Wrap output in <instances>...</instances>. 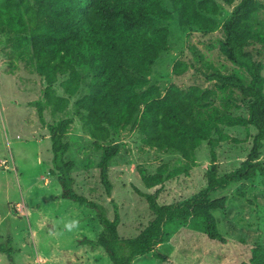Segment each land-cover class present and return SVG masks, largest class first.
Instances as JSON below:
<instances>
[{"label":"trees","instance_id":"obj_1","mask_svg":"<svg viewBox=\"0 0 264 264\" xmlns=\"http://www.w3.org/2000/svg\"><path fill=\"white\" fill-rule=\"evenodd\" d=\"M221 1L232 6L236 0ZM220 14L216 0H0V36L10 46L7 55L25 63L46 84L43 99L30 105L37 108L40 123L50 133V173L61 186V198L96 212L103 227L97 243L112 264H133L155 252L178 232L181 223L191 218L202 222L210 240L225 243L212 212L225 210L227 198L210 200L207 195L251 181L257 175L264 178V163L260 160L264 146V64L250 50L254 45L264 46V0H241L222 24L218 21ZM173 21L182 31L194 29L208 35L221 29V54L243 69L247 78L239 73L224 74L198 54L196 59L214 70L196 72L213 82L214 88L183 89L172 84L163 90L152 84L154 64L170 49L167 23ZM188 70L179 61L173 74L183 75ZM60 78H65L60 84L63 96L54 89ZM86 81L88 91L74 107L85 132L102 152L98 167L109 197L113 190L110 167L120 153L115 139L133 126L145 147L180 154L188 165L185 172L196 164L199 147L208 143L211 166L206 174L207 192L180 204H161L164 183L182 172L169 174L167 169L159 168L148 175L139 168L147 189L160 186L151 194L135 189L147 201L152 219L138 236L121 238L118 206L112 220L104 205L75 189V162L66 159L71 148L66 137L73 119L64 118L54 124L45 119L46 108L64 113ZM234 91L246 100L247 116L231 113ZM250 126L257 132L247 158L239 168L220 178L216 149L221 143H237L224 128ZM0 252L14 264L12 248L1 246ZM243 264H264V246L254 247L250 261Z\"/></svg>","mask_w":264,"mask_h":264},{"label":"rangeland","instance_id":"obj_2","mask_svg":"<svg viewBox=\"0 0 264 264\" xmlns=\"http://www.w3.org/2000/svg\"><path fill=\"white\" fill-rule=\"evenodd\" d=\"M216 1L221 7L218 21L222 24L241 0H236L232 6ZM167 26L171 33L170 49L154 64L150 77L152 84L163 90L172 84L183 89L191 86L214 88L213 82L196 72L197 69L204 72L214 70L198 61L195 57L198 54L204 57V62L224 74L239 73L247 78L243 69L221 54L220 42L224 38L221 29L206 35L194 29L182 31L176 21L167 23ZM250 50L264 64V46L254 45ZM7 53H10V46L6 38L0 36V247L14 250V264H112L97 243L103 227L96 212L61 198V186L50 173L53 169L52 143L44 140L41 129L45 127L39 121L37 108L29 104L43 99L46 84L25 63ZM179 61L189 70L178 76L173 74V67ZM64 79L60 78L54 85L60 96H63L60 84ZM87 91L88 81L70 99V106L64 113L46 108L45 119L50 124L64 118L73 119L66 137L71 145L66 159L75 162V189L104 205L112 220L115 205L118 206L121 238L138 236L152 219L147 201L135 189L151 194L160 186L147 189L139 168L146 170L148 175L155 174L159 168L167 169L169 174L182 172L164 183L159 197L161 204H180L207 192L206 174L211 166L208 143L199 147L196 164L185 172L188 165L180 154L145 147L142 136L133 126L115 139L120 153L111 163L113 190L109 197L101 183L98 167L102 152L97 151L94 141L85 132L74 107ZM232 104L233 115H248L247 102L237 91L232 95ZM224 131L237 143H221L216 149L220 178L240 167L257 132L252 126L224 128ZM260 160L264 163V146ZM207 196L210 200L227 198L225 210L212 212L225 243L210 240L204 233L202 222L191 218L181 223L178 232L159 245L155 252L136 259L133 264L248 263L252 249L264 246V178L257 175L251 181L231 184ZM18 205L22 206V212ZM0 264H11L2 252Z\"/></svg>","mask_w":264,"mask_h":264},{"label":"crops","instance_id":"obj_3","mask_svg":"<svg viewBox=\"0 0 264 264\" xmlns=\"http://www.w3.org/2000/svg\"><path fill=\"white\" fill-rule=\"evenodd\" d=\"M29 104H30V103H29ZM45 131H47V132L45 133ZM41 132H42V134H43L44 140H46V139H48L49 141L51 140V139H50V133H49L48 129L42 128V129H41ZM44 140H43V141H44ZM18 207H19L18 210L22 212V208H20V207H22V206H21V205H18Z\"/></svg>","mask_w":264,"mask_h":264},{"label":"clouds","instance_id":"obj_4","mask_svg":"<svg viewBox=\"0 0 264 264\" xmlns=\"http://www.w3.org/2000/svg\"><path fill=\"white\" fill-rule=\"evenodd\" d=\"M73 223H76V222H73Z\"/></svg>","mask_w":264,"mask_h":264}]
</instances>
